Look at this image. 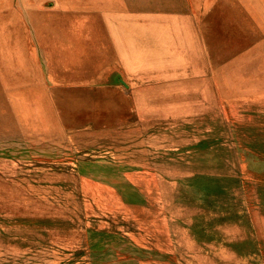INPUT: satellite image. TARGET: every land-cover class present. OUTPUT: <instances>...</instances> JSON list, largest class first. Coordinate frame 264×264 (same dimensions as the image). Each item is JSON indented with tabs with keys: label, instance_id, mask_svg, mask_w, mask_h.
Returning a JSON list of instances; mask_svg holds the SVG:
<instances>
[{
	"label": "rangeland",
	"instance_id": "rangeland-1",
	"mask_svg": "<svg viewBox=\"0 0 264 264\" xmlns=\"http://www.w3.org/2000/svg\"><path fill=\"white\" fill-rule=\"evenodd\" d=\"M76 1L0 0V264H264V0H187L209 68L143 119L126 80L46 68Z\"/></svg>",
	"mask_w": 264,
	"mask_h": 264
},
{
	"label": "crops",
	"instance_id": "crops-1",
	"mask_svg": "<svg viewBox=\"0 0 264 264\" xmlns=\"http://www.w3.org/2000/svg\"><path fill=\"white\" fill-rule=\"evenodd\" d=\"M85 2L76 1L67 13L73 22L68 32L62 28L66 19L57 32L44 34V64L46 68H95L110 75L111 88L126 80L132 105L138 107L122 108V114L143 119L138 116L144 113L143 91L171 86L190 79L194 71L198 73L196 68H209L208 52L187 0ZM126 101L121 104L131 105L130 99Z\"/></svg>",
	"mask_w": 264,
	"mask_h": 264
},
{
	"label": "bare ground",
	"instance_id": "bare-ground-1",
	"mask_svg": "<svg viewBox=\"0 0 264 264\" xmlns=\"http://www.w3.org/2000/svg\"><path fill=\"white\" fill-rule=\"evenodd\" d=\"M0 24H1V23H0ZM8 30H9V29H8ZM3 31H4V34H3V35H4V39H6L7 36L5 37V32H6L5 29H3ZM109 45H110V44H109ZM236 61H237V60H236Z\"/></svg>",
	"mask_w": 264,
	"mask_h": 264
}]
</instances>
